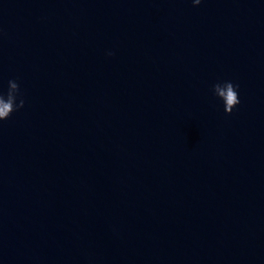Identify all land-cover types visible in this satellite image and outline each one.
<instances>
[{
    "label": "water",
    "instance_id": "water-1",
    "mask_svg": "<svg viewBox=\"0 0 264 264\" xmlns=\"http://www.w3.org/2000/svg\"><path fill=\"white\" fill-rule=\"evenodd\" d=\"M9 79L0 264H264V0H0Z\"/></svg>",
    "mask_w": 264,
    "mask_h": 264
},
{
    "label": "clouds",
    "instance_id": "clouds-1",
    "mask_svg": "<svg viewBox=\"0 0 264 264\" xmlns=\"http://www.w3.org/2000/svg\"><path fill=\"white\" fill-rule=\"evenodd\" d=\"M200 3L201 0H192L193 7H197ZM113 54L112 52L106 53L109 57ZM238 87V85L229 80L216 82L211 86L212 95L222 104L223 112L226 116L231 115L240 103ZM24 105L25 100L18 81L9 79L6 90L0 87V122L8 120L14 112L20 111Z\"/></svg>",
    "mask_w": 264,
    "mask_h": 264
}]
</instances>
